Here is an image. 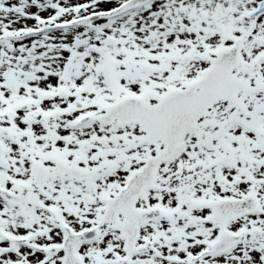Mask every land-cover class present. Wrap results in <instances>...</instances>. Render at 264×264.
Listing matches in <instances>:
<instances>
[{
  "label": "snow or ice",
  "instance_id": "1",
  "mask_svg": "<svg viewBox=\"0 0 264 264\" xmlns=\"http://www.w3.org/2000/svg\"><path fill=\"white\" fill-rule=\"evenodd\" d=\"M0 264H264V0H0Z\"/></svg>",
  "mask_w": 264,
  "mask_h": 264
}]
</instances>
